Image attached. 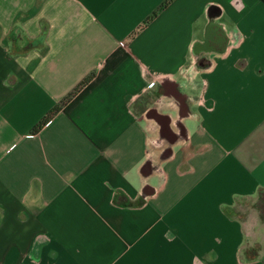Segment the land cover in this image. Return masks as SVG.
<instances>
[{
  "label": "crops",
  "instance_id": "0c3cea01",
  "mask_svg": "<svg viewBox=\"0 0 264 264\" xmlns=\"http://www.w3.org/2000/svg\"><path fill=\"white\" fill-rule=\"evenodd\" d=\"M163 1L0 0V264H264V0Z\"/></svg>",
  "mask_w": 264,
  "mask_h": 264
},
{
  "label": "trees",
  "instance_id": "16d2710c",
  "mask_svg": "<svg viewBox=\"0 0 264 264\" xmlns=\"http://www.w3.org/2000/svg\"><path fill=\"white\" fill-rule=\"evenodd\" d=\"M170 0H164L159 7L154 10L152 12V14L150 16H148L145 19V23L148 22L154 15H156V13L158 12L159 9H161L162 7H164ZM92 74H89L88 76H86L84 79H82L78 85L76 87H74L73 90H71L66 96L65 98H63L59 104H57L56 106H54L52 109H50L48 112H46V114L33 126L32 131H37L44 123H46L60 108V105L62 103H64L65 101H67L82 85H84L91 77Z\"/></svg>",
  "mask_w": 264,
  "mask_h": 264
}]
</instances>
